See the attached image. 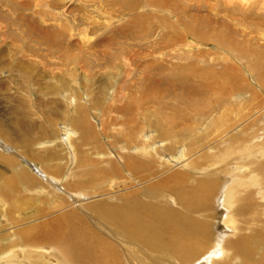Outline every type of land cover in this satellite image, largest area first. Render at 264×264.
Instances as JSON below:
<instances>
[{"label": "bare ground", "instance_id": "6f19581e", "mask_svg": "<svg viewBox=\"0 0 264 264\" xmlns=\"http://www.w3.org/2000/svg\"><path fill=\"white\" fill-rule=\"evenodd\" d=\"M73 1L3 13L49 29L25 18L0 73L58 81L0 115V264H264V0Z\"/></svg>", "mask_w": 264, "mask_h": 264}, {"label": "rangeland", "instance_id": "374dc122", "mask_svg": "<svg viewBox=\"0 0 264 264\" xmlns=\"http://www.w3.org/2000/svg\"><path fill=\"white\" fill-rule=\"evenodd\" d=\"M4 2H2V1H0V2H2V3H0V4H2V8H1V5H0V20H1V23H0V61H1V63L2 64H6V65H8V66H11L10 65V63H11V60L12 59H14L16 56H15V54H14V51H15V47L17 48V47H19V45H21L22 44V41H26V39H24V40H16V38L13 36V39H12V33H24V34H22V35H27V33H26V29L24 28V22H23V20L25 19V18H31L32 20L31 21H33L34 20V22H36V21H38V23H39V25L40 26H42V28H45V29H49V26L47 27V25L49 24L48 23V21H47V24L46 23H44L43 22V20L45 19V17L43 18V17H41L42 19V21L40 20L39 21V17H40V13H38L39 11L37 10V12L36 13H34L33 15H32V13H31V11L30 10H27L26 11V16H25V18L21 21V23H20V20H17V18H15L14 19V17H10V16H8L9 18H8V20L5 18V17H7V15L6 14H4L3 15V13H7L6 11H8V13L10 12L11 14H14L13 12H11V9H12V11H13V5H11V3L9 2V0H3ZM76 1H78L77 3H76ZM74 0L73 1V5L71 4L70 5V8L69 9H71L72 11H74V12H76L77 11V9H79V8H81V6H80V3H79V0ZM87 1V0H86ZM85 1V2H86ZM90 1V0H89ZM96 2H100L101 3V1L99 0H95ZM232 1H234V0H230V2H232ZM251 1H254V0H251ZM5 2H8V4H5ZM4 4V5H3ZM12 6V8H10L11 6ZM9 5V6H8ZM102 5H104V6H106V7H109V6H107V4L106 3H104V4H102ZM5 6H6V8H8V9H6L5 8ZM67 7H69V3H67V5H66ZM65 7V6H64ZM78 7V8H77ZM5 9V11H4V9ZM15 8V10H17V8L16 7H14ZM110 10H112L113 12H116L117 11V8L114 6L112 9H110ZM110 10H108V11H110ZM112 11H110V12H112ZM256 12H258V13H263V9H260L259 7L256 9ZM2 13V14H1ZM30 13V14H29ZM116 14V13H115ZM114 13H112V15H115ZM14 15H16V14H14ZM39 15V16H38ZM5 16V17H4ZM13 18V19H12ZM38 18V19H37ZM4 19V20H3ZM10 19H12V20H10ZM37 19V20H36ZM9 20H10V22H9ZM36 20V21H35ZM5 22V23H3V22ZM17 21V22H16ZM45 21V20H44ZM9 22V23H8ZM28 23H31V22H28ZM11 24V25H10ZM43 24V25H42ZM3 25H5V26H3ZM2 26H3V28H2ZM12 26V27H11ZM45 26V27H44ZM8 27V28H7ZM16 27V28H15ZM4 28H5V30H4ZM11 30H10V29ZM13 29V30H12ZM3 30V31H2ZM13 31V32H12ZM10 33V34H9ZM17 33V34H18ZM4 37V38H3ZM7 37V38H6ZM15 38V39H14ZM21 38V37H20ZM10 39V40H9ZM13 40V41H12ZM11 42V43H10ZM70 43H72V44H74L75 43V41H72V42H70ZM16 44H17V46H16ZM209 48H210V46H209ZM211 48H212V46H211ZM211 50V49H210ZM213 51H215V49L213 50ZM136 52V51H135ZM11 68V67H10ZM10 68H7V67H4V70H1V71H4L2 74L0 73V115L1 116H3L4 117V115H5V118L6 117H8V116H10V117H12L13 115L12 114H9V113H7L8 112V106L9 105H11V107L13 106V104L12 103H14L15 101H16V103H17V99L13 102V100L15 99V98H18V97H26L27 99H31L32 100V98H33V100H34V104H35V106L38 108V106L40 105H44L45 107H46V105L48 104V99L46 100V98H44L43 97V91H44V93L45 92H48V89H47V84H48V82L50 81V80H52L51 78H49V79H47L46 80V78H44L43 79V77H44V73H42L41 71H39V70H33V76L35 75V76H37L38 78H36L35 76L34 77H32V79H34V80H31V83L29 82V83H26V82H23V80L19 77V75H17V73H16V71H11V73H10ZM119 68H121L120 70H114L113 71V74L116 76L117 74H118V76H117V80L116 81H119V82H121V80H123V78H122V76H123V71L125 70V68L123 67V66H121V67H119ZM124 68V69H123ZM61 70H63V69H61ZM61 70H59V71H61ZM243 70V71H242ZM58 71V72H59ZM112 71V70H111ZM237 71H238V73H239V75L240 76H242L243 78H247L248 80H249V71L245 68V67H237ZM104 72H108V71H106V70H103V71H101L100 69H97V68H95V71L93 72V76L94 75H96V76H94L95 78L93 79V81L89 84L90 86H88V84H86L87 82L86 81H84V79L82 78V74H81V72H80V76H77V79H76V82H72L68 77H67V82H69L70 83V85L72 86V87H74V88H76L77 90H80V92L83 94V92H85V93H87V91H86V89H87V86L90 88L91 86L93 87H91L92 89H93V92H95L99 87H101V86H103L105 83H106V81H107V79H106V77H104ZM120 72V73H119ZM103 73V74H102ZM244 73V74H243ZM16 74V75H15ZM120 74V75H119ZM7 75V76H6ZM9 75V76H8ZM41 78V79H40ZM20 79V80H19ZM36 79H38V80H36ZM69 79V80H68ZM98 79H99V81L102 83H97L98 82ZM102 79V80H101ZM131 79H132V81H133V76H132V78H130V80H128V82H130L131 81ZM44 80H46V81H48L47 83H46V81H44ZM44 81V82H43ZM53 81H55V82H57L58 80H52V82ZM37 82V83H36ZM41 82V83H40ZM86 82V83H85ZM253 82V81H252ZM25 83V84H24ZM74 83V84H73ZM76 83V84H75ZM254 83V82H253ZM23 84V85H22ZM27 84V85H26ZM101 84V85H100ZM114 84H116L115 82H112L111 83V86H113ZM118 84V83H117ZM116 84V85H117ZM22 85V86H21ZM74 85V86H73ZM100 85V86H99ZM254 85V84H253ZM28 86V87H27ZM33 86V87H32ZM110 86V87H111ZM36 89H35V88ZM40 87H42V89H40ZM97 89H96V88ZM110 87H108L107 88V92H106V98H104V100H102L101 102L102 103H104V105L102 106L101 105V107H98V108H101V109H103V107L105 106V105H108V104H110V93L112 92V89H110ZM113 87H115V85L113 86ZM28 88H29V90H28ZM23 89L25 90V91H23ZM43 90V91H42ZM258 91V90H257ZM263 91V90H262ZM39 93V94H38ZM12 95V96H14L13 98H12V96H9V95ZM24 94V95H23ZM107 94H109V95H107ZM26 95V96H25ZM29 98H28V97ZM12 100V101H11ZM32 100V101H33ZM10 101V102H9ZM60 102H62L61 101V99H60ZM63 103V102H62ZM88 103V102H87ZM115 104H118V103H115ZM88 107H91L92 108V104L90 105V106H88ZM93 112V111H92ZM93 114V113H92ZM34 119L35 120H38V121H43L44 120V117L42 116V115H39V114H37V115H34ZM93 120H96V118H94ZM2 142H4L5 144H9V143H7L5 140H3V138H1V136H0V148H2V149H4V152H6V153H12L11 152V147L8 145V146H6V147H3V144H2ZM0 150V154H5L4 152H3V150ZM3 152V153H2ZM19 159V158H18ZM26 160V159H25ZM24 159H19L18 160V163H19V161H20V163H19V165L17 166H15V167H17V168H19V167H26V168H28V170L31 172V174L32 175H34L35 177H38V179L41 177L42 178V174H41V172L39 171L40 169H38L39 168V164H36V163H29L27 160L25 161ZM5 162H2V160L0 159V165H2V166H4V165H6V164H4ZM4 164V165H3ZM1 167V166H0ZM61 181V180H60ZM21 185H18V189H17V191L18 192H20L19 194H17V197L18 198H20L21 197V195H23V187H22V189H21ZM21 190V191H20ZM56 192H58V193H62L66 198H67V200H68V197L66 196V194H65V192L63 191V189L61 188V186H58L57 188H56V190H55ZM32 193H34V192H32ZM31 193V195L32 196H35V194H32ZM20 196V197H19ZM77 197H79V194L77 195ZM69 200H71V199H69ZM46 201H47V199H46ZM106 238H108V237H106ZM108 239H110V238H108Z\"/></svg>", "mask_w": 264, "mask_h": 264}]
</instances>
